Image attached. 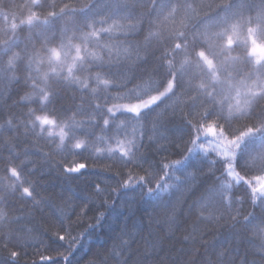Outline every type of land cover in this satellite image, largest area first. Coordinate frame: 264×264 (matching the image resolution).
Wrapping results in <instances>:
<instances>
[{"label": "snow or ice", "instance_id": "snow-or-ice-1", "mask_svg": "<svg viewBox=\"0 0 264 264\" xmlns=\"http://www.w3.org/2000/svg\"><path fill=\"white\" fill-rule=\"evenodd\" d=\"M31 155L63 178L48 196ZM0 173V264H80L112 214L87 264H264V0H0ZM157 209L180 249L141 235Z\"/></svg>", "mask_w": 264, "mask_h": 264}, {"label": "trees", "instance_id": "trees-1", "mask_svg": "<svg viewBox=\"0 0 264 264\" xmlns=\"http://www.w3.org/2000/svg\"><path fill=\"white\" fill-rule=\"evenodd\" d=\"M62 2H74V0H58V4L62 3ZM242 39V38H241ZM244 51L243 47H238L236 49V51L233 53V55H237L239 53H242ZM131 87V86H129ZM16 96H13V99H16ZM65 107L71 109L73 107L72 105V101L71 100H66L65 102ZM25 109H22L20 107H17L15 109H12L13 112H19V111H23ZM68 115H71V111H69L67 113ZM81 117H77V119H80ZM97 134H99V130H97ZM35 148H38L40 152L42 153H47L50 151V148L48 147V145L46 144L45 141L41 140L37 145L34 146V150ZM179 155H172L169 157V159L171 160H176L179 159ZM21 159H24V157H21ZM28 159H31L33 161L32 164H28L27 168L31 169L33 167H35L37 169V171L33 174V176L29 177V179L32 180H38L39 181V186L37 187V192L40 193L41 196H48L51 192V187L50 185L55 184V185H60L63 183V178L59 172L58 169H56L54 166L51 168L50 170V174L45 175L43 178H40V173L41 171L44 172H48L49 168L48 165L44 164V158L43 156L40 155H31L28 157ZM55 160H59L60 157L56 156L54 158ZM69 159H71V157H69ZM77 162H85L83 159H78ZM89 165V169H92L93 167L97 168V169H101L105 164H107V161H97L94 162L93 160L89 159L86 161ZM116 169H113V172ZM138 175H143L142 172H137ZM3 173H0V176H2ZM162 175V173H161ZM105 177H100V179H104ZM127 178V177H125ZM159 178V176L157 177V179ZM85 178L81 177L79 181H73L72 186L74 188V190L79 191L80 189H82L84 187L83 185V180ZM92 179H96V177H92ZM122 182V181H121ZM170 182V181H168ZM24 187H27V184L23 185ZM153 187H155V181H153L152 184ZM48 189L47 191L45 189ZM138 193H139V189H137L136 193H132L129 192L127 193V196L131 197L133 195L137 196L138 198ZM239 194V193H238ZM68 193H65V196H67ZM22 202L17 201L15 208H19L21 206ZM54 203H56L57 205L60 206H64L61 205V201L59 200V198H55L54 199ZM67 206H65V211L68 210V207L71 206L72 201H67L66 202ZM83 204H80V207H82ZM80 207H77L76 211L79 212ZM246 210L249 209V206L246 205L245 206ZM97 211H103V209H95L93 211H89L88 212V217H93ZM126 211V206L124 208L121 207L120 202L117 203L116 208L114 210V212H125ZM45 213H47V209H45ZM13 215H19L18 212L13 211L12 212ZM246 214V213H245ZM140 214L138 213L137 216L135 217L136 219H139ZM155 216L156 219L155 221H153L151 224L149 223L147 216L144 217V231L141 233V235L143 236H147L148 232L151 231L153 233L154 238L158 237L163 239V243L165 248L167 249L169 245L174 244L176 249H180L182 247L180 241L182 240V238L187 235L190 232V227L188 224H182L180 229L177 231L175 230V226L174 225H170L166 219L164 218L163 215V211L162 209H157L155 212ZM75 217H73L74 219ZM86 222H94V221H88L87 218ZM112 224L113 227H115V215L112 214L109 216V219L106 220L104 222L103 225V231L100 228H97L94 232H88L86 235H84L80 241L78 250L76 251V257L80 258V264H87V261L89 259H91L95 253L100 249L101 245H106V239L105 237L108 234V226ZM190 224V221H189ZM17 226H24L25 228H36L38 231H41L43 229V227H48V224L45 223L44 221L41 220L40 218V214L37 213L36 214V220L29 222L27 219H22L19 221V225H13V227H17ZM86 225H81L79 228H77L74 232L73 235L79 237V234L81 232L84 231ZM49 235L52 232H55L56 229L54 227H49ZM33 236L37 235V232H33L32 234ZM213 235H210L208 237H206V239L212 240L213 239ZM168 237H171V239H168ZM66 243V242H65ZM112 243V241H107V246H110ZM54 247L58 248L61 251H65L66 249L64 247H61V245L58 243L56 244ZM37 255L35 257H33L32 255H29L27 257V259L29 261L35 259V260H39V256L40 255H44V256H55V252L54 251H44L41 247V245L39 243H36L33 246H30L28 248L29 253H32L33 251L38 250ZM21 264H24V258H21ZM60 264H63L62 261H60Z\"/></svg>", "mask_w": 264, "mask_h": 264}]
</instances>
